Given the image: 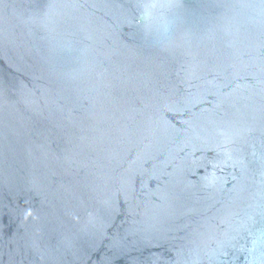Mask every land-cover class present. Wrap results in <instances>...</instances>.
<instances>
[{
    "label": "water",
    "instance_id": "obj_1",
    "mask_svg": "<svg viewBox=\"0 0 264 264\" xmlns=\"http://www.w3.org/2000/svg\"><path fill=\"white\" fill-rule=\"evenodd\" d=\"M0 264H264V0H0Z\"/></svg>",
    "mask_w": 264,
    "mask_h": 264
}]
</instances>
